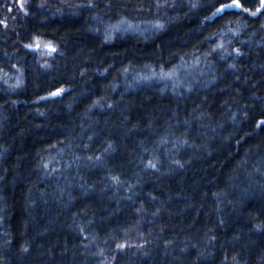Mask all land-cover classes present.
<instances>
[{
  "label": "trees",
  "instance_id": "trees-1",
  "mask_svg": "<svg viewBox=\"0 0 264 264\" xmlns=\"http://www.w3.org/2000/svg\"><path fill=\"white\" fill-rule=\"evenodd\" d=\"M230 2L0 0V264H264V6Z\"/></svg>",
  "mask_w": 264,
  "mask_h": 264
},
{
  "label": "rangeland",
  "instance_id": "rangeland-1",
  "mask_svg": "<svg viewBox=\"0 0 264 264\" xmlns=\"http://www.w3.org/2000/svg\"><path fill=\"white\" fill-rule=\"evenodd\" d=\"M21 3L24 0H19ZM230 9H237L236 7L228 8ZM226 9V10H228ZM240 9V8H238ZM258 13V12H256ZM142 26H145L142 28ZM135 24V23H123L121 24V27H117L116 29L113 30V33H129V32H151V30L154 29V26L151 25V23H143V25ZM28 49L30 50H37L41 53L42 56H51L54 53L57 52L58 48H56L55 44L52 42L46 41L44 42L43 40H36L35 43L31 44L28 46ZM195 64L189 63V65H184V66H179L178 69L175 71L167 72V74H154L153 72H149L145 75L138 76L139 80L138 82L144 81L146 82H159L162 85L170 86L173 89L179 88V86L185 85L189 79L193 78L194 80L198 77V74L196 72V68L194 67ZM198 81V80H195Z\"/></svg>",
  "mask_w": 264,
  "mask_h": 264
},
{
  "label": "snow or ice",
  "instance_id": "snow-or-ice-1",
  "mask_svg": "<svg viewBox=\"0 0 264 264\" xmlns=\"http://www.w3.org/2000/svg\"><path fill=\"white\" fill-rule=\"evenodd\" d=\"M262 6H264V0H261ZM242 8L244 11H249L247 8H243V5L241 4L240 0H231L230 3H222L219 8L216 9V12H223L228 8ZM214 15L216 13H213ZM252 15H255L256 13H251Z\"/></svg>",
  "mask_w": 264,
  "mask_h": 264
},
{
  "label": "water",
  "instance_id": "water-1",
  "mask_svg": "<svg viewBox=\"0 0 264 264\" xmlns=\"http://www.w3.org/2000/svg\"><path fill=\"white\" fill-rule=\"evenodd\" d=\"M59 94V92L56 93V95Z\"/></svg>",
  "mask_w": 264,
  "mask_h": 264
}]
</instances>
